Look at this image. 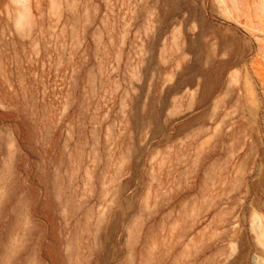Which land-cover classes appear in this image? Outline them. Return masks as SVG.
<instances>
[{
    "label": "rangeland",
    "instance_id": "1",
    "mask_svg": "<svg viewBox=\"0 0 264 264\" xmlns=\"http://www.w3.org/2000/svg\"><path fill=\"white\" fill-rule=\"evenodd\" d=\"M0 264H264V0H0Z\"/></svg>",
    "mask_w": 264,
    "mask_h": 264
}]
</instances>
